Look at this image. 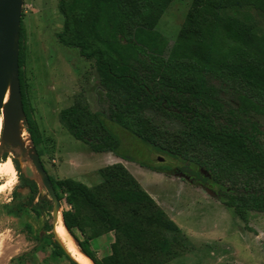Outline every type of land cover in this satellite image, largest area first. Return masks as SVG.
I'll use <instances>...</instances> for the list:
<instances>
[{
    "label": "trees",
    "instance_id": "16d2710c",
    "mask_svg": "<svg viewBox=\"0 0 264 264\" xmlns=\"http://www.w3.org/2000/svg\"><path fill=\"white\" fill-rule=\"evenodd\" d=\"M173 0H60L63 30L56 36L64 47L78 49L93 61L110 102L107 120L141 140L156 153L188 163L187 171L166 165L154 172L218 187V198L243 222L250 212L264 213V149L253 115L264 116V31L247 20L245 10L264 17V0H193L174 44L157 27ZM230 12H234L231 14ZM23 28L20 29L19 74L26 133L40 158L41 134L28 108L24 72ZM69 134L94 153L130 158L120 136L100 113L77 97L60 112ZM3 154L1 155V151ZM11 159L19 186L28 196L8 213L25 211L52 218L53 202L26 175V162L8 145L0 146V163ZM94 187L74 179L50 180L60 201L63 224L77 248L94 264H168L195 250L189 237L171 220L121 163L99 170ZM85 207L87 214L79 213ZM91 234L81 242L74 230ZM114 233L111 254L99 260L85 245ZM56 257L78 264L45 231Z\"/></svg>",
    "mask_w": 264,
    "mask_h": 264
},
{
    "label": "rangeland",
    "instance_id": "374dc122",
    "mask_svg": "<svg viewBox=\"0 0 264 264\" xmlns=\"http://www.w3.org/2000/svg\"><path fill=\"white\" fill-rule=\"evenodd\" d=\"M59 1L24 0L21 14L25 41L21 70L27 84L28 108L41 134L38 149L43 154L41 160L48 176L56 181L74 179L94 187L102 182L99 170L117 162L118 157L114 154L94 153L88 145L76 141L60 123V112L72 106L77 97H82L91 111L102 114L120 136L126 154L144 163L146 168L134 163L144 169L143 176L133 172V165L129 169L144 188L145 185L149 188L154 199L177 219L178 225L184 228L183 231L195 246L193 252L168 264H264V213L250 212L247 222H243L215 197L219 193L218 187L208 183L205 186L197 185L187 178L189 175L186 173L181 172L178 177L165 174L168 180L166 184H162L160 178L152 181L150 175L155 172L149 167L166 165L187 171L188 163L156 153L141 140L107 120L110 102L99 83L94 62L82 57L78 49L67 48L57 42L56 36L63 30L64 23L58 11ZM192 1L173 0L161 18L157 30L168 40L170 47L178 36ZM243 13L242 16L264 31V17L261 14L249 10ZM252 120L259 126L258 139L264 149V116L253 115ZM2 122L1 119L0 136ZM22 169L37 181L43 192L41 177L28 157ZM142 181H145V185ZM18 186L19 177L12 160L1 162L0 264H71L65 257L54 255L56 249L51 240L45 237L47 228L53 227V217L48 213L37 216L25 211L21 218H17L7 212L14 202L23 201L28 196L27 191H22L13 200ZM60 202L59 216L62 217V211L71 208L65 199ZM78 211L87 214L85 207ZM83 227V233L74 230L81 242L91 234L85 223ZM104 236L114 241V233ZM110 245L107 240L94 241L92 245L86 244L85 248L93 254L95 248L98 259L102 260L108 252L111 254Z\"/></svg>",
    "mask_w": 264,
    "mask_h": 264
},
{
    "label": "water",
    "instance_id": "95a60500",
    "mask_svg": "<svg viewBox=\"0 0 264 264\" xmlns=\"http://www.w3.org/2000/svg\"><path fill=\"white\" fill-rule=\"evenodd\" d=\"M23 5L24 0H0V121L1 119L3 120L0 146L8 145L12 150L18 153L23 160H26L28 157L32 162L35 170L41 177L43 194H47L49 199L53 202L52 221L56 241L70 255L56 235L57 221L60 218L61 202L57 197L50 177L47 174L36 148L33 146L29 135L26 133L24 125L26 114L23 105L19 74L20 29ZM7 96L8 100L5 102ZM23 135H27L32 144V148L29 151L23 148ZM80 252L87 257L82 251Z\"/></svg>",
    "mask_w": 264,
    "mask_h": 264
},
{
    "label": "bare ground",
    "instance_id": "6f19581e",
    "mask_svg": "<svg viewBox=\"0 0 264 264\" xmlns=\"http://www.w3.org/2000/svg\"><path fill=\"white\" fill-rule=\"evenodd\" d=\"M8 100V96L6 97V101ZM22 145L23 148H25L27 151H29L32 148V144L30 142V139L27 135L22 136ZM28 162V161H27ZM29 165V163H28ZM29 168V166L27 167ZM32 168V166H31ZM35 176V175H34ZM62 217L59 218L57 221V227H56V235L61 240L67 251L70 253L71 257L77 262L78 264H93L91 260H89L87 257H85L77 248L74 240L70 236V234L66 231L65 225L63 224Z\"/></svg>",
    "mask_w": 264,
    "mask_h": 264
},
{
    "label": "crops",
    "instance_id": "0c3cea01",
    "mask_svg": "<svg viewBox=\"0 0 264 264\" xmlns=\"http://www.w3.org/2000/svg\"><path fill=\"white\" fill-rule=\"evenodd\" d=\"M116 163H121V164H123L127 169H128V171L135 177V175H134V173L133 172H135V173H140L141 175L140 176H143L144 175V169L143 168H141V167H139V166H136L134 163H131V162H127V161H123V160H121V159H116ZM107 165H113V164H107ZM130 165H133L134 167L132 168L133 169V172L129 169V166ZM141 170V171H140ZM150 174H148V176H149ZM147 177V176H146ZM136 178V177H135ZM150 178L152 179V181L153 182H156L157 180V178H160V180H161V183L162 184H166L167 182L166 181H168V180H166L167 178L165 177V174L164 173H159V172H155V173H152V175H150ZM136 180L140 183V181L136 178ZM143 182V184L145 185V181H142ZM140 185L143 187V185L140 183ZM143 189L154 199V197L152 196V194H151V192L149 191V188L145 185V188L143 187ZM155 200V199H154ZM156 201V200H155ZM156 203L161 207V209H163L164 210V212L168 215V217L171 219V220H173L175 223H176V225H178L179 224V222L177 221V219L173 216V215H171L170 214V212L169 211H167V210H165L163 207H162V205L159 203V202H157L156 201ZM179 227H180V229L183 231V229L184 228H182V226H180V225H178ZM183 233H185L184 231H183ZM189 237V236H188ZM113 238H114V241H115V237L113 236ZM111 238L108 236V237H106V236H102L100 239H95V240H92V241H90V243L89 244H91L92 245V242H96L97 243V241H109L110 243H111V245L114 243V241L112 242V239L110 240ZM110 245V246H111ZM110 250H111V248H110ZM94 256H96V258L98 259V254H96V250H95V248H94ZM107 255H110V252H108V254Z\"/></svg>",
    "mask_w": 264,
    "mask_h": 264
}]
</instances>
